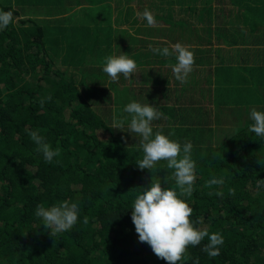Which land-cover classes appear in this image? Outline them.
Wrapping results in <instances>:
<instances>
[{"label": "trees", "instance_id": "trees-1", "mask_svg": "<svg viewBox=\"0 0 264 264\" xmlns=\"http://www.w3.org/2000/svg\"><path fill=\"white\" fill-rule=\"evenodd\" d=\"M31 1L29 8L20 10L15 1L0 0V10L13 13V23L0 31V264H167L146 242L138 240L131 220L130 208L141 188L150 182L176 187L167 161L141 170L136 162L143 152L135 133L127 132V126L123 130L112 128L114 120L125 117L123 108L133 100L150 103L161 113V118L152 122L154 133L162 131L182 145L192 143L196 179L194 191L186 197L193 208L190 219H203L197 227L219 232L224 238L219 256L211 258L202 251L205 240L189 246L178 264H193L197 259L198 264H264V189H257V181L264 179V139L249 131L252 121L246 107L225 108L228 104L218 102L217 96L212 99L214 87L209 76L204 80L206 87L201 86L202 81L190 84L188 79L180 88L176 84L162 93L156 85L154 89L146 86L148 65L142 67V61L161 63L164 69L163 64L171 59L144 58L141 48H135L141 84L135 81L136 73L123 82L121 75L114 82L107 74L88 68L99 43L124 39L141 30L152 33L156 25L162 32L164 24L170 25L179 41L177 35L195 25L175 22L176 16L166 20L160 6L158 13L145 3L129 7V0H117L114 19L84 8L80 16L88 18V25L97 23L83 31L87 35L80 40L90 44L87 61L65 70L47 51L45 28L50 22L62 25V15L72 0H61L60 7L50 9L37 6L38 0ZM196 3L209 5L180 0L174 15L191 11L183 17L185 21L194 14L189 6ZM146 10L155 18L152 26L142 17ZM249 11L253 18L255 10ZM56 14L60 17L47 18ZM202 15L205 18V13ZM25 22L29 26L22 29ZM103 22L105 30L98 26ZM251 71L252 67L245 82L249 92H236L235 104L244 105L249 97L252 109L264 111V72L252 78ZM74 75L81 76L79 84L91 97L74 81L73 85L69 82L68 77ZM85 76L114 85L111 90L105 82L86 87ZM216 79L214 90L218 91V86L226 83L221 76ZM136 86H142L144 93ZM186 90L191 93L188 99ZM198 93L206 98H195ZM125 96L129 98L123 101ZM216 117L225 119L219 122ZM30 131H38L59 152L52 163H46L36 150ZM213 177H222L224 183L208 187ZM62 200L79 204V219L70 231L52 237L42 225L35 227L41 222L35 209Z\"/></svg>", "mask_w": 264, "mask_h": 264}, {"label": "clouds", "instance_id": "clouds-1", "mask_svg": "<svg viewBox=\"0 0 264 264\" xmlns=\"http://www.w3.org/2000/svg\"><path fill=\"white\" fill-rule=\"evenodd\" d=\"M142 17L149 26L156 23L149 11H144ZM13 23L11 11L0 10V31ZM154 54L174 56L176 63L173 73L176 80L183 83L192 71L194 63L193 53L181 45L169 47H154ZM136 62L127 55H110L105 57L102 71L112 81H118L122 75L131 79L130 74L136 73ZM43 103V101H41ZM127 116L113 121V127L123 130L127 120V132L135 133L139 137L142 159L137 161L138 167L151 170L159 161H167V168L173 170L175 188L162 187L160 182H150L147 187L135 196L131 206V220L140 242H146L157 258L167 264H178L189 246H198L207 240L202 251L209 257L220 255L224 238L219 232H210L203 224V219H190L193 208L187 202L194 191L196 179V164L191 158L193 145L186 142L183 145L170 138L162 131L153 132L152 122L161 118V113L152 104H142L135 100L127 103L123 108ZM252 121L249 131L264 139V111L253 108L249 113ZM29 136L36 145V150L42 154L46 163H52L59 152L38 131H30ZM182 154V155H181ZM223 178L213 177L207 186L221 185ZM257 189H264V179L257 181ZM80 206L77 202L62 200L48 207L38 205L35 216L41 221L35 227L43 226L49 230L52 237L70 231L78 222ZM198 264V259L193 261Z\"/></svg>", "mask_w": 264, "mask_h": 264}, {"label": "crops", "instance_id": "crops-1", "mask_svg": "<svg viewBox=\"0 0 264 264\" xmlns=\"http://www.w3.org/2000/svg\"><path fill=\"white\" fill-rule=\"evenodd\" d=\"M74 1L76 0H72L70 10L74 5ZM78 2L83 5L76 9L77 16H80L84 8H87L86 11L88 12L91 11L90 13L97 14L96 9H94L96 5L95 0H79ZM197 2L203 5L209 3V5L203 7L197 3L196 5H190L189 8H194V14L189 18L187 17L185 21L183 17H185L187 13L190 14L191 11L177 13L172 16L170 15L171 18L176 16L175 22L179 20L182 21L184 25H186L185 23L195 25L191 31H184L180 35H177L185 40L176 41L174 32H172L170 25L167 24L161 27L164 30L168 29L167 31H158L156 25V30L153 28L152 33H149L150 30H148V33L146 32V37L149 38L148 41H151V44L147 49L141 47L142 53L146 50V52H149V57L147 58L150 59L151 57L153 60L171 59L169 63L163 64L165 68L161 69V72L157 70L160 68L161 63H153L151 66L148 65L147 82L151 81L155 84L158 81H163L168 85L170 80V84L172 85L170 89H173L176 84L177 87L180 88L186 81L181 83L176 80L174 76L173 66L176 62L174 56L157 55L151 51V49L155 47V42H152V38H174L175 40H173L172 43L161 41V43H163L162 46L171 49L170 45L180 43L185 47H193L190 49H193L194 63L192 71L187 77L189 83L194 84L197 81H202L203 83H201V86L206 87L204 80L209 76L211 78L208 81L212 82V87L215 89V82L219 81L216 79V76H221V80L225 81L226 84L222 87L218 86V91L213 89L211 98L214 99L217 96L218 102H222V104L226 105L228 104L225 108L235 109V101L237 99L233 95L240 90L247 91L249 83L247 85L245 82L250 79V77H248L250 76L248 70H251V67L254 69V71H251L252 78L260 76L261 73L264 72V0H197ZM249 9L255 10V16H253V18L250 17L251 13ZM72 12L74 13L72 14ZM203 13L206 15L205 18L203 15L201 16ZM71 14L74 15L75 11H71ZM114 16V13L110 12V19H114ZM168 17L169 15L167 14L165 19L168 20ZM80 18L88 19L83 16H80ZM254 19H256L257 22L255 24L253 23ZM141 42L142 41H138V48H140ZM100 50H104L101 49V43H99L98 51ZM128 52H131L132 55H138L135 48L127 50V54ZM133 57L135 56H131V58ZM208 60L210 61L208 62ZM136 61H138L137 58ZM169 91L172 92V90ZM190 95L191 93L186 90L185 97L188 99ZM195 95V98H206V95H201L200 93ZM248 106L252 105H247V107ZM210 107L214 108L212 105H210ZM238 107L242 108L245 106L241 103ZM199 117H201V115H199ZM212 118L213 117H211L210 120ZM224 119L225 117H216V120L219 122H223Z\"/></svg>", "mask_w": 264, "mask_h": 264}, {"label": "rangeland", "instance_id": "rangeland-1", "mask_svg": "<svg viewBox=\"0 0 264 264\" xmlns=\"http://www.w3.org/2000/svg\"><path fill=\"white\" fill-rule=\"evenodd\" d=\"M11 1L13 4L15 1L18 5V8H20V10H24V9L29 8L31 6V3H32L31 0H11ZM78 1L79 0L74 1V5L71 7L72 9L71 10L69 9L68 13L63 14V20L64 21L61 22L62 25L59 26V24H58L56 26L54 24H51V22H50L47 25V27L45 28L46 29V31H45V43H46L47 51L53 57H55V60H57L59 62L58 64L61 65V67L64 68L65 70H66V68H68L70 70L72 67H74L78 63H81L83 60L87 61V58H86L87 54L86 53H87V50L89 48L88 47L89 43L84 44V43H81L80 40L83 36L86 37V35H87V34L84 35L83 31L88 32L89 30H87V29H89V27H92V25L97 26L96 22L92 21V23L88 25V23L86 22V21H88L87 19H82V18H80V16H77L78 14L76 13L77 12L76 9L80 8L83 5V4H79ZM95 1H96V5L94 6V9H96V12L99 13V16L110 15V12L116 11L115 10V8H116L115 4H116L117 0H95ZM171 1H172V3H171ZM177 1H180V0H129V7H132V6L134 7L137 4L145 3V4H149L152 6V8L150 10H154L156 13H158L156 10H158V6H160L161 10L163 9L162 12H166V14H168L169 16L170 15L172 16V15H174V12L177 11V7H178V6H176ZM60 2H61V0H38L37 6H39L41 8L50 9V7H52V8L56 7V6L60 7ZM75 2H76V4H75ZM77 2H78V4H77ZM117 3L119 4V2H117ZM142 8H143V6H142ZM71 11H75V14L72 15L74 12H72V14H71ZM59 15L60 14L50 15L47 18L48 19L49 18L50 19H57L58 17H60ZM70 16H71V18H68ZM33 19H35V18H33ZM94 19L97 20L98 18L95 17ZM85 24L87 25V27ZM105 24H106V22H103V24L99 23L98 26H100L99 28L105 30V28L107 27V25H105ZM28 26H29L28 22L27 23L25 22L24 24H22V29H25V27H28ZM75 28L77 30H75ZM49 29H53V30H49ZM154 30H156V29L154 28ZM125 33H127V32H125ZM133 34H134L133 36L130 34L131 35L130 37L127 36L124 39L123 38L121 39V37H119L120 39L118 38L119 40H116V37H115L114 39H111L109 41L101 43V48L104 47L103 52L100 53L101 52V50H100V51H97V54L91 56L89 63H88V68L92 72H96L99 74L104 73L102 71L104 60H105L103 53H108L111 51L112 55L123 54V55H127L128 57L131 58V56H129L127 54V50H131L132 48H138L139 47L138 41H142V42L144 41L143 43L141 42L140 48L143 47V48L147 49V47L150 46L151 41H148L149 38L146 37L147 33L144 30H141V32L138 34H135V33H133ZM179 38H180L179 39L180 41L185 40V39H182V37H179ZM151 40H153L152 42H155V47L162 48L165 46H162L163 43H161V41L162 42L165 41L167 43L168 42L172 43V41L175 39L174 38H166V37L165 38L162 37V38L158 39L155 37V38H152ZM117 45H119V46H117ZM98 46H99V44H98ZM170 46L172 47L173 44ZM61 48H63V49H61ZM186 48H188L190 50L193 47L189 46ZM190 51L192 52L193 49ZM142 56L144 58L149 57V52H146V50H145L144 54L142 53ZM135 57H137V55H135ZM135 57H133L131 59H133L137 63L138 61H136ZM66 61L69 62L68 65H67ZM209 61L210 60H208V62ZM146 65L151 66L153 64H149V62H147L146 60L142 61V67H145ZM161 69H163V68H158L157 70H159L161 72L162 71ZM138 70H139V68H137V70H136V80L135 81L138 82L139 84H141V83H143V79L141 80V76H140V73ZM71 72H73V70L70 71V73ZM142 73H143V71H142ZM75 77H76V75L69 76L68 77L69 82L72 85L75 82L77 84V86L80 87L79 90L84 95L91 97V93H86L84 91L83 85L81 86V84H79V82L81 81V76L77 75V77L76 78ZM146 80L147 79H145L144 82H146ZM123 81H126V79L123 78L121 82H123ZM99 82H105L106 83V81L98 80L93 76H85V78L83 80V83H85L86 87L96 86V85H98ZM136 82H135V84H137ZM106 84L110 90H111L110 86L114 85L111 82L106 83ZM154 85L158 86V91H160V93H162L163 90H166L167 88H170L172 86L170 84V80H169L168 85H167V83H165L163 81H160V82L158 81L155 84H154V82L148 81L146 84V86L152 87V88ZM141 87L136 86V89H138V88L142 89ZM91 91H94V90H91ZM142 93H144L143 89H142ZM137 94H141V93H137ZM113 97H114V93H113ZM127 97L128 96L123 97V101H125L126 99L128 100L129 97L128 98ZM249 100H250L249 97H246V99L244 101V105H245L246 109L248 110V112H250L252 110L251 106L247 107V105H249L248 104ZM238 105L239 104L235 105V109H239ZM113 106H114V104H113ZM113 110L114 109H112V111ZM103 112H106V111H103ZM108 113H109V111L106 112V114H108ZM124 116L126 117L127 115L125 114ZM126 124L124 125L125 128L127 126ZM135 137H137V139L139 140V137L136 136V134H135Z\"/></svg>", "mask_w": 264, "mask_h": 264}]
</instances>
